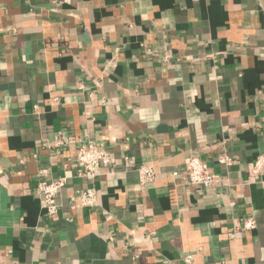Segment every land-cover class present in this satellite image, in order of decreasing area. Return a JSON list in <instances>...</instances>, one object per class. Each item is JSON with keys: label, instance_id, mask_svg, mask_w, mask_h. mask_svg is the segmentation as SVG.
I'll list each match as a JSON object with an SVG mask.
<instances>
[{"label": "crops", "instance_id": "0c3cea01", "mask_svg": "<svg viewBox=\"0 0 264 264\" xmlns=\"http://www.w3.org/2000/svg\"><path fill=\"white\" fill-rule=\"evenodd\" d=\"M262 118L261 0H0V264H264ZM87 143L115 159L91 184ZM191 155L215 185L183 183Z\"/></svg>", "mask_w": 264, "mask_h": 264}, {"label": "built area", "instance_id": "2783aa9c", "mask_svg": "<svg viewBox=\"0 0 264 264\" xmlns=\"http://www.w3.org/2000/svg\"><path fill=\"white\" fill-rule=\"evenodd\" d=\"M264 128V118H262ZM66 138L63 134L58 133L49 148H59L64 145ZM73 158L80 168V177L88 181L90 184L100 174V169L113 166L114 157L108 151L97 143L82 144L74 150ZM217 162L221 165H231L232 159L227 153L222 152L217 157ZM138 180L140 184L151 182L154 178V171L149 167L138 168ZM264 171V153L259 154L253 161L251 172L254 175H261ZM183 183L188 186H201L209 188L215 185L219 180L214 176L210 168L197 155L189 156L187 160V168L183 177ZM66 183L65 177H59L53 180H40L36 189L40 195L44 212L47 216H53L57 213V197ZM79 202L84 207L94 205L96 199V190L92 186H88L78 192ZM244 229L252 230L255 227L253 219H247L242 225ZM190 259L186 257V261Z\"/></svg>", "mask_w": 264, "mask_h": 264}, {"label": "water", "instance_id": "95a60500", "mask_svg": "<svg viewBox=\"0 0 264 264\" xmlns=\"http://www.w3.org/2000/svg\"><path fill=\"white\" fill-rule=\"evenodd\" d=\"M261 2H262V5H263V8H264V0H261Z\"/></svg>", "mask_w": 264, "mask_h": 264}]
</instances>
